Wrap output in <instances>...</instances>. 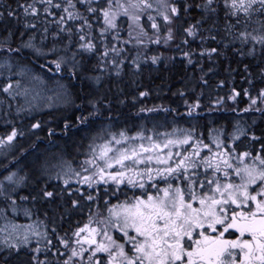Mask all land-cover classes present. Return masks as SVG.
<instances>
[{"label":"snow or ice","instance_id":"1","mask_svg":"<svg viewBox=\"0 0 264 264\" xmlns=\"http://www.w3.org/2000/svg\"><path fill=\"white\" fill-rule=\"evenodd\" d=\"M77 3L85 7V11L96 18H101L104 27L100 30L101 43L104 42L105 34L110 29H115L116 18L120 11H113L111 0L107 7H92L93 0H66L62 6L53 3V0H32L26 5L17 4L18 9L28 16L39 15L37 4L44 5V13L53 17L52 22L56 25V31L51 33V47L47 53L40 48L35 51L42 55H56L57 59L52 61L57 71L62 66L69 68V74L73 77L85 71L82 62L77 59L83 53H96V37L93 34V22H90L87 15L77 9ZM132 8L150 9L152 5L148 0H140L139 4L131 5ZM167 12L161 13L167 26V35L164 42L168 43L174 39L173 22L180 18L181 8L175 3L165 4ZM195 7L201 10L200 19L196 24L185 29L187 35L196 37L200 35L201 41L205 39L202 35V26L208 24L207 39L216 40L222 30L224 35L221 40H226V47L231 45L238 54L245 53L242 48L249 46L248 55H255L256 47L259 45L261 54L264 55V0H203L201 4H186L183 11ZM52 8L61 9L64 15L57 19L51 12ZM124 14L129 9L119 5ZM8 17L18 19L15 10L11 6L6 8ZM170 12L172 15L168 14ZM0 16H4L0 12ZM137 22L140 16H132ZM152 20V17H149ZM79 24L75 29L71 24ZM27 28L35 29L36 24H28ZM153 29L158 25L153 22ZM215 32L217 35H212ZM49 29H43L40 37L41 43L49 39ZM23 35V34H21ZM76 37L74 40L73 37ZM35 36H30L22 46L33 48ZM143 41H141L142 43ZM159 43V38L155 41ZM186 43V41H184ZM239 43L241 47L235 45ZM75 48V50H73ZM7 53H19L20 48L4 49ZM109 52L114 57L120 53L117 49H106L100 53V59L110 64L119 75L123 69V61L113 58L109 60ZM60 53H63L61 55ZM217 53L216 48L205 50L200 55L211 56ZM188 56L187 53H185ZM155 63L157 57H152ZM191 62V61H189ZM139 69V64L133 61ZM7 68L11 73L13 65L10 61L0 64V68ZM107 71V68L102 69ZM23 75L24 70L13 75ZM99 82L100 77H90ZM2 89L3 92L11 95L20 87V81H11ZM207 83V81H204ZM19 94V93H17ZM27 95V92L24 93ZM141 96L147 93H141ZM235 93L233 99L235 98ZM258 99H264V89L260 90ZM94 111L87 116L80 118L79 122L84 123L90 117L99 113V101H88ZM253 104L256 100L252 101ZM10 107V105H9ZM192 108L199 107L198 104ZM167 111V109H164ZM141 111H154V109H141ZM247 111V109L245 110ZM261 111V109H257ZM33 128H40V124L32 125ZM67 127V125H65ZM180 130L173 133L153 132L152 135H145L144 131L137 132L130 136L126 131L118 133L108 132L106 135H98L89 144L86 158L80 163L79 171L64 160L62 156L53 155L38 162L37 171L39 180L41 177L45 183L39 187L35 195L20 196L15 187L27 180V177H19L11 173L0 181V216L8 225L0 231L7 232L3 243L9 252L17 255L30 244L33 237L39 238L45 233L40 231L39 224H16L9 220L8 213L30 218L35 215L31 208H21L19 201L35 202L38 198L46 201H53L65 193L83 195L79 189L69 192L71 180L75 177L76 182L82 185L100 184L114 185L112 195L120 191V186L130 185L133 189L138 188L142 195H133L123 203L115 204L108 209L109 217L106 221H100L102 227H91L92 218L89 223L78 228L73 236L77 237L75 244L79 246L72 248L68 259L64 264H75L74 258H83L85 251H90L88 264H102L96 259L98 254L107 253L103 264H264V154L253 155L251 151H245L237 155L238 164L231 161L233 151H230L226 144L219 142L204 144L196 139L192 131ZM18 132L13 129L7 135L6 141L0 139V145L13 141ZM238 139V137H235ZM253 139H258L253 137ZM146 141V143H145ZM189 146V152L185 146ZM213 147L217 151H213ZM183 149V151H173ZM207 150V154L201 156V152ZM166 150V151H165ZM261 153H264V143L261 144ZM246 160L250 162H245ZM203 164L206 169L212 170V178L200 180L197 169ZM223 173L222 176L216 175ZM230 172L238 178L239 182H233ZM190 173V174H189ZM63 178L64 192L48 190L49 182L52 179L57 181ZM163 183L164 187L158 185ZM183 184V186H182ZM206 190H205V186ZM197 187L201 192H197ZM148 189H154L153 195ZM88 201L93 196L86 197ZM79 200H72L70 208H79ZM10 228V230H9ZM109 229L119 230L123 234L124 243H118L109 235ZM86 235H81L85 234ZM131 233V234H130ZM227 234V235H226ZM103 235L107 243L98 242L96 237ZM234 237V238H228ZM65 247H68L69 240L61 238ZM50 244L51 241L49 240ZM88 245V249L84 245ZM131 245L126 251L125 246ZM37 247L32 250L30 264H48L47 260L40 261L35 253H39Z\"/></svg>","mask_w":264,"mask_h":264},{"label":"trees","instance_id":"2","mask_svg":"<svg viewBox=\"0 0 264 264\" xmlns=\"http://www.w3.org/2000/svg\"><path fill=\"white\" fill-rule=\"evenodd\" d=\"M167 1L160 4L164 12H167L165 4L175 3L174 0ZM31 2L32 0H0V12L4 13V16H0V64L10 61L13 65L11 73L6 67L0 68V104L8 103L0 107V110L4 109L5 115L10 118V124L0 128V139L6 141L7 135L15 129L18 135L13 144L14 153L16 148L21 150L17 159H12L7 164L6 161L10 158L0 159V181L11 173H16L17 179L27 177V180L17 185H8L5 182L6 186L15 187L20 196H28L29 193L35 195L38 188L43 187L44 179L42 177L37 179L39 176L37 165L45 155L52 157L57 154L56 151L63 149L61 152L65 160L79 171L80 163L86 158L89 144L99 130L61 127L66 124H79L81 116L93 112L89 100L99 101L100 111L90 117L85 122L87 124L98 123L101 126L111 125L125 129L141 128L145 125L149 128H245L246 148L264 143V99H258L260 90L264 89V55L261 54L259 45L256 47L255 55L247 54L249 46L243 47L242 51L245 53L243 56L234 51L231 45L226 47V40L220 39V36L224 35L222 19L217 39H207L209 33L203 29H207L208 24H204L202 35L205 39L201 41L200 35L192 37L185 32V29L200 19L201 10L192 7L185 12L183 6L188 3L177 2L175 4L181 8V14L172 25L174 39L165 43L166 23L154 15L153 8L131 7L133 4H139L140 0H111L112 10L120 11L115 21L117 27L110 29L101 43L99 32L104 27L102 18L97 22L94 16L85 11L82 4L77 3V9L93 22V34L99 51L78 55L77 59L82 62L85 71L73 77L69 74L67 66H62L61 70L57 71L55 64L52 63L57 59L56 55H42L35 51L36 48H40L42 52L47 53L52 44L51 33L56 31V25L52 22L53 17L44 13V5L37 4L40 11L36 17L26 16L22 9L16 7L17 4L26 5ZM194 2L192 5L201 4L197 0ZM53 3L63 6L66 0H53ZM108 3L109 0H93L91 6L107 7ZM119 5L128 8L129 13L124 14ZM7 6L15 10L18 19L8 17ZM51 12L57 19L64 15L61 9L52 8ZM168 14L170 15V12ZM137 15L140 16L138 22L132 19V16ZM149 17H152V20H149ZM153 22L159 26L158 29L151 27ZM28 24H36L37 27L27 28ZM78 24L79 21L76 24L70 23V26L75 29ZM45 27L49 29V39L41 43L40 37ZM212 35L217 34L213 32ZM30 36L36 37L33 41L34 47H23ZM157 38L159 43L155 42ZM8 47L20 48V52L9 54L4 50ZM235 47L241 46L237 43ZM112 48L117 49L120 55L114 57L109 52V60L116 58L123 61V69L119 75H116L110 64L100 59L101 52ZM212 48H216L218 54L200 55L201 52ZM152 57L158 58L155 63ZM133 61L139 64V69L135 67ZM104 68H107V71H103ZM21 69L24 70L23 75H13L19 73ZM95 76L100 77L99 82L90 78ZM9 77L13 82L20 81V87L11 95L2 91L10 82ZM31 79H34V82ZM58 86L60 90H56ZM35 89L44 95L49 94L48 97L58 95L56 93H68L71 95V101L66 105L73 110L69 113L64 110L61 116H56V111L46 110L45 113H38L40 111L34 110L37 113L32 117L26 116L30 115L33 109L24 106V97ZM25 92L27 95H24ZM141 93L147 95L141 96ZM235 93L238 95L233 99ZM253 100H256L255 104L252 103ZM195 104L199 107L192 108L191 106ZM71 116L74 117V122ZM61 117H64L65 121H61ZM21 122L26 128L20 126ZM37 123L40 124V128H33L32 125ZM104 129L106 128H101L100 131ZM81 187L101 191L100 194L90 192L97 201H81L80 204L100 205L101 214L105 217L107 206L105 200L112 195L114 185L100 184L98 187L93 185L90 188L71 180L68 190ZM64 188L63 178L59 181L52 179L49 182L48 190L64 192ZM128 188L129 186H120V190ZM124 197L120 193L117 195L119 200ZM78 198V195L69 197L65 193L53 201L38 198L35 202L19 200L17 202L21 208H31L35 212L28 221L39 220L48 228L52 225L58 232L68 223L64 206L67 203L71 205V201L79 200ZM2 206L0 204V207ZM76 211L78 210L70 209V212ZM72 224L71 220L69 226ZM37 247L46 253L52 252L54 260L63 264L68 258L67 250L70 249L71 253L74 245L65 247L61 239L52 244L50 249V244L41 246L31 244L22 249L21 252H24L25 256L17 255L14 251L10 253L5 245H0V264H30L32 250ZM82 260L83 258H78L75 262Z\"/></svg>","mask_w":264,"mask_h":264},{"label":"flooded vegetation","instance_id":"3","mask_svg":"<svg viewBox=\"0 0 264 264\" xmlns=\"http://www.w3.org/2000/svg\"><path fill=\"white\" fill-rule=\"evenodd\" d=\"M166 1L167 0H152V1L150 0L149 3L160 5ZM194 1L195 0H174L175 3L179 2L180 4H182V3L193 4V3H195ZM197 1L200 3H203V0H197ZM167 3H168V1H167ZM159 18H161V16H159ZM82 117L83 116H81L80 118H82ZM93 118L95 119V117H93ZM71 120L74 122V120H75L74 117L72 118V116H71ZM98 121H99V119L97 120V122ZM94 122L96 123V120H94ZM66 125H67V127H65V125H63L61 128H93V129H98V130H101V128H116L115 126H111V125L101 126L98 123L87 124L85 122L79 123V124H73V125L72 124H66ZM56 128H58V127H56ZM80 130H82V129H80ZM142 130L144 131L145 135H152L153 132L173 133L176 130H180L179 132H177V134L179 135L183 131H192L196 134V139L201 140L202 143H204V144H210V145H214L217 142V140L215 138L218 137V134H220L221 135V142L226 144L227 148L230 151H232L234 148L233 158L231 161L234 165L238 164V160L236 159L237 155H239L245 151H251L253 153V155H262V153L260 151V148H261L260 143H257V145H254V147L246 148L245 128H149L147 125H145V126H142L141 128H132L131 131L128 129L127 134L130 136H134L137 132L142 131ZM235 137H238V139H236ZM185 148H187L189 152L191 151V148L189 146L186 145ZM177 150L183 151V149H176L175 151H177ZM213 151H217V149L215 147H213ZM206 154H207L206 149L203 152H201V156H204ZM246 161H248V160H246ZM248 162H250V161H248ZM196 171L198 173V178L200 180L205 179V173H207L208 179L212 178V170L206 169L203 164H201L200 167ZM216 175L222 176L223 173L222 172L217 173ZM230 177H231V180L233 182H236V183L239 182L238 178H236L234 176V173L230 172ZM128 186H129L128 189L120 190L119 192L116 193L115 196L111 195L108 199L105 200V202L107 203L106 211L104 212L105 217H103L101 214L100 205L88 204L86 206H80L79 208H70V205H67L68 204L67 203L64 206L65 207L64 209L66 210V214H67L66 218L68 220V223L66 226L63 227V229L61 231H58V232H56L54 228L49 229V231H48L49 237L48 238L51 241V245L56 243L57 240L63 238V239H68L69 245L72 244V245H74L75 248H77V250H79V246L75 244V240L77 239V237L73 236V233L78 228L83 227L85 224L89 223L90 217L92 218V221H93V223L90 225L91 227H102V224H100L99 222L100 221H106L108 219V217H109L108 209L109 208H111L115 204L123 203L126 200H129L133 195L139 196V195L143 194L142 191L139 190L138 188L133 189L130 185H128ZM158 186L164 187L165 185L163 183H160ZM182 186H183V184H182ZM206 187H207V185L205 186V190H206ZM75 190L76 189L74 188V189L68 190V191L73 192ZM148 190L153 195H155L154 189H148ZM79 191L83 195L77 194L79 197L78 199H79V201H83V202L88 201L86 199V197L88 195H91L90 192L93 191L94 193H97V194L101 193V191L97 190V189L87 190V189L81 188V189H79ZM197 192L198 193L201 192V189L199 187H197ZM119 193L125 195L126 198L122 199V200H118L117 195ZM99 197H100V195H99ZM96 199L97 198H94L92 201H97ZM66 201H68V199H66ZM70 209H75L78 211L70 212ZM71 220L73 221V224L69 226V223ZM81 235L82 236L86 235V233L81 234ZM109 235H111L113 237V239L116 240L118 243H124V239H126L123 237V234L121 232H119V230L109 229ZM228 238H234V237H228ZM96 239L98 242L107 243V240L104 238L103 235L97 236ZM130 247H131V245H126L125 250L127 251ZM84 248L88 249V245L85 244ZM67 254H70V249L67 250ZM89 255H90V251H85L83 254L84 260L80 264H88V256ZM106 257H107V253H101V254L97 255L96 259H100L102 264H103V261ZM50 264H53V260H50ZM75 264H79V263L75 262Z\"/></svg>","mask_w":264,"mask_h":264},{"label":"rangeland","instance_id":"4","mask_svg":"<svg viewBox=\"0 0 264 264\" xmlns=\"http://www.w3.org/2000/svg\"><path fill=\"white\" fill-rule=\"evenodd\" d=\"M31 80H33V82H34V79H31ZM29 83H30V81H29ZM21 87L23 88L24 85H21ZM56 90H60L59 86L56 87ZM56 94H58V95L53 94L52 96L48 97L49 94L44 95L38 89H35L34 92H31L30 94H28L27 96H25L24 97V106L31 107V109H33L32 113L30 115H27L26 114V116L32 117L33 114L37 113L34 110L40 111L38 113H45L46 110H50V111H53V112L56 111L57 112L56 113V116H61V113L64 110H66L65 112H67V113L71 112L73 109H71V108H69L67 106V105H69V102L71 101V95H69L68 93L67 94H59V93H56ZM62 97H64V99ZM6 105H8L7 102L1 103L0 104V107H4ZM0 114H1L0 115V128L3 127V126H8L10 124L9 123L10 118L5 115L4 109L3 110H0ZM60 120L61 121L62 120L65 121V118L64 117H61ZM20 126L22 128H26V126H23V123L22 122H21V125ZM108 132H110V131H107L105 129L102 130L95 137L92 138L91 142H93L95 140L96 143H100L101 141L100 140L98 141V139H96V137L98 135H106ZM218 137H216L215 139L217 141L219 140V142H221V135L218 134ZM14 149H15V147H14V145L11 142H7V143H5L3 145H0V159H9L10 158L8 161H6V164L8 162H10L12 159L16 160L17 157L20 155L19 152L21 150H19L18 148H16V153H18V154L17 155H14V154H16V153H14V151H15ZM61 150L63 151V149H60V150L56 151L57 154H55V155L62 156L63 159L65 160L64 154L61 152ZM175 150L176 149H174L173 151H175ZM45 158H50V157L48 155H45L44 157L41 158V160H43ZM246 162H248V161H246ZM4 166H6V165H4ZM71 166H72V164H71ZM10 212L11 211H9V213H8V217H9V220L12 223H16V224H34V223L35 224H39L40 225V231L42 233H45V235H42L39 238L33 237L31 239V242H30L29 245L34 244V243H36L37 245L42 244V243H43V245L49 244L48 243L49 238H47V230H46L45 225L43 223H41L39 220H35V219H34L35 221L34 220L28 221L29 218L24 217L23 213H19V215L17 216V214L12 213V212L10 213ZM19 216L21 217V219H20ZM7 225H8V221H6L2 216H0V229H5ZM9 230H10V228H9ZM6 235H7V232L0 231V241H3V239H4V237ZM0 245H3L4 246L3 243H0ZM29 245H27V246H29ZM50 246H51V243H50ZM50 248L51 247H49V249ZM19 254L20 255L22 254V256H25L26 255L24 252H20Z\"/></svg>","mask_w":264,"mask_h":264},{"label":"bare ground","instance_id":"5","mask_svg":"<svg viewBox=\"0 0 264 264\" xmlns=\"http://www.w3.org/2000/svg\"><path fill=\"white\" fill-rule=\"evenodd\" d=\"M79 202H81V201H79ZM80 206H83L82 204H80Z\"/></svg>","mask_w":264,"mask_h":264}]
</instances>
